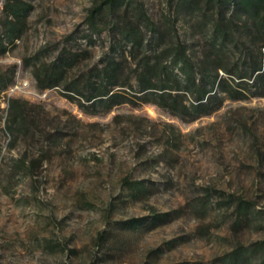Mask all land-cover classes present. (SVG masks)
Segmentation results:
<instances>
[{"label":"rangeland","instance_id":"374dc122","mask_svg":"<svg viewBox=\"0 0 264 264\" xmlns=\"http://www.w3.org/2000/svg\"><path fill=\"white\" fill-rule=\"evenodd\" d=\"M25 1L26 29L0 55V77L15 72L0 89V264H223L220 256L264 240L262 84H243L237 94L246 97L226 95L192 122L153 104L86 114L60 89H40L25 62L64 48L82 53L83 68L102 62L110 24L122 22L110 0ZM179 1L135 0L125 18L134 23L143 6L147 24L171 30L194 60L211 51L233 72L247 70L252 52L264 59V31L241 0ZM215 24H228L229 39L211 41ZM11 103L23 107L21 128L6 126ZM241 200L251 209L239 221Z\"/></svg>","mask_w":264,"mask_h":264},{"label":"trees","instance_id":"16d2710c","mask_svg":"<svg viewBox=\"0 0 264 264\" xmlns=\"http://www.w3.org/2000/svg\"><path fill=\"white\" fill-rule=\"evenodd\" d=\"M135 0H110L113 17H119L122 24H110L112 41L102 62L86 68L81 67L82 53L68 48L62 49L51 61L37 58L31 67L33 77L40 89L58 88L70 101L76 103L86 114H101L111 111L122 104L138 106L153 104L167 111L184 122H192L203 116H209L221 108L225 96L233 99L246 97L237 94L238 87H264V59L261 52L249 54V67H242L236 72L222 64L219 55L206 52L197 61L189 54L188 46L179 39L173 40L171 30L160 29L156 24H147L149 19L141 6L134 18V23L126 20L128 10ZM230 0H226V7ZM197 0H180L179 5L195 6ZM241 6L253 19L257 35L264 31V17L260 12L264 8V0H241ZM117 7L114 12V8ZM124 8L121 17L120 9ZM4 19L0 22V55L7 51L5 39L10 42L20 38L25 29V20L32 5L25 0H4ZM10 18H13L10 19ZM121 18V19H120ZM99 31L98 24H90ZM228 24H215L211 41H226L233 33ZM94 36H91L93 41ZM258 36L254 38L257 39ZM216 47V45H213ZM247 60L242 61V65ZM233 74L239 80L231 82L223 74ZM15 72L10 80L0 77L2 91L14 81ZM251 80L245 82L246 80ZM257 95L264 96V92ZM12 102L20 103L13 99ZM27 103V102H26ZM6 126L21 128L26 118L23 107L14 108ZM15 109V112H14ZM135 182L134 190L147 191ZM238 219L247 218L250 205L241 200L236 205ZM240 223V222H238ZM223 264H264V240L250 245H240L231 252L218 258Z\"/></svg>","mask_w":264,"mask_h":264}]
</instances>
